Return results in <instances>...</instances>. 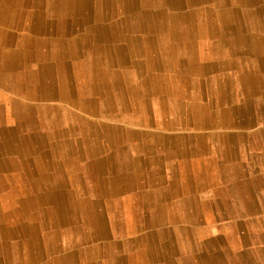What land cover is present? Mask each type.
<instances>
[{
	"label": "crops",
	"instance_id": "crops-1",
	"mask_svg": "<svg viewBox=\"0 0 264 264\" xmlns=\"http://www.w3.org/2000/svg\"><path fill=\"white\" fill-rule=\"evenodd\" d=\"M7 1L0 47L21 52L0 54V211L19 209L11 189L38 199L26 214L0 216V264H264V0H224L211 41L182 42L196 57L119 59L72 56V44H91L90 31L99 43V21L81 27L71 9ZM191 29L181 27V41ZM222 38L226 55L207 54ZM158 59L164 67L152 69ZM13 104L56 114L17 120Z\"/></svg>",
	"mask_w": 264,
	"mask_h": 264
},
{
	"label": "bare ground",
	"instance_id": "bare-ground-1",
	"mask_svg": "<svg viewBox=\"0 0 264 264\" xmlns=\"http://www.w3.org/2000/svg\"><path fill=\"white\" fill-rule=\"evenodd\" d=\"M134 0H125L127 7L121 5V3L118 0H99V2L96 3V5H99V19L96 18L92 8H91V0H68V2H62V0H30L31 6H39L46 9V11L50 13H56L59 10H70L72 11V25H77L84 27L86 26V23L89 21L97 22L99 21V43H97V37L94 34H91L90 31L88 33L89 36L92 37V40L89 41L93 45V52L88 55V57H104L105 54V45L112 44V50H113V57H157L155 55H160V57H196V46H188L184 47L182 42H186L191 39H196V37L205 39V41H211L208 39L207 31L208 29H214L215 22L217 19L223 15L221 14V11L223 10L225 6L224 0H215L216 10H211V8L207 7L210 3V0H136V4L133 2ZM9 0L7 2H2L4 5L7 6ZM227 2V1H226ZM247 3V2H245ZM130 4H133L136 8L129 7ZM256 4V3H255ZM244 5V3H243ZM5 6V7H6ZM212 6V5H210ZM229 6V5H228ZM238 6V5H237ZM251 6V5H250ZM254 7V6H253ZM259 7V6H258ZM264 7V6H263ZM260 8V7H259ZM240 9V8H239ZM264 9V8H263ZM262 10V8H261ZM76 11V12H74ZM246 11V8H245ZM13 13V12H12ZM229 14V13H228ZM13 15V14H12ZM243 15V14H242ZM151 17L154 19V23L148 24L146 21H144L146 18ZM221 18V17H220ZM254 20V19H253ZM2 21V20H1ZM63 20L61 19V22ZM144 22H146V27H143ZM222 22V21H220ZM193 24L197 25L193 29ZM227 24V23H226ZM255 24V22H254ZM113 25L120 26V29L118 30H112ZM191 27L192 29L189 31L188 35H184L185 39L181 41L180 37L181 34V27ZM221 26H223V22L221 23ZM178 27V28H177ZM224 27V26H223ZM93 28V27H92ZM248 28V27H247ZM257 28V27H256ZM194 31V32H193ZM212 31V30H211ZM210 31V32H211ZM244 31V30H243ZM249 31V30H248ZM164 32H167L166 34H163ZM184 32V31H183ZM256 32V31H255ZM212 33V32H211ZM214 33V32H213ZM219 33V32H218ZM245 34V33H244ZM254 35V34H253ZM215 36V35H214ZM213 36V37H214ZM235 36V35H234ZM246 37V36H245ZM212 38V37H211ZM218 38V37H217ZM237 38V37H236ZM256 38V37H255ZM229 39V38H228ZM232 40V39H231ZM234 41V40H233ZM238 41V40H236ZM228 42V41H227ZM235 42V41H234ZM233 42V43H234ZM228 44V43H227ZM52 45H55L54 42H52ZM260 45V44H259ZM6 44L2 43L0 47V54L3 57H18L20 55V52L17 50H13L11 52L3 51V47H5ZM208 51L207 54H212L213 56H223L226 53L224 52L225 49V40L222 38L219 41H215L210 44V46L207 44ZM261 46V45H260ZM258 46V47H260ZM163 47L166 48L167 53L162 49ZM229 47V45H228ZM237 47V46H236ZM15 49V48H14ZM56 49V47H55ZM237 49V48H236ZM244 50V49H243ZM19 52V53H18ZM166 54V55H165ZM229 54V53H228ZM236 53H230L231 56L235 55ZM238 54H240L238 52ZM149 55V56H148ZM199 55V54H198ZM200 56V55H199ZM239 56V55H238ZM257 56V55H256ZM26 57V54H25ZM106 58V57H104ZM200 58V57H199ZM240 58V57H239ZM10 59V58H9ZM15 59V58H14ZM121 59V58H120ZM129 59V58H128ZM23 60V59H22ZM27 60V59H26ZM134 60V58H133ZM191 60V58H190ZM240 60V59H239ZM120 61V60H119ZM227 61V60H226ZM113 62V61H112ZM181 62V61H180ZM91 63V62H90ZM94 63V62H93ZM109 63V62H107ZM186 62L183 63V65L187 66L190 65ZM22 64V63H21ZM114 64V63H113ZM128 64V63H127ZM226 64V62H225ZM29 65V64H28ZM32 65V64H31ZM30 65V66H31ZM116 65V64H115ZM182 65V64H181ZM38 66V65H36ZM120 66V65H119ZM128 66V65H127ZM130 66V65H129ZM42 67V66H41ZM117 67V66H116ZM161 62L158 59L157 61L151 62V68L152 69H161ZM164 67V66H163ZM162 67V68H163ZM46 68V67H45ZM127 68V67H125ZM38 69V68H37ZM61 69V68H60ZM99 69H101L99 65ZM103 70H99V74L101 73L110 75V69L106 67V65L103 66ZM121 69V68H120ZM43 70V69H42ZM46 70V69H45ZM245 70V69H244ZM250 70V69H249ZM92 71V70H91ZM46 72V71H45ZM93 72V71H92ZM95 72V71H94ZM132 72V71H131ZM178 72V71H177ZM219 72V71H218ZM230 72V71H229ZM43 73V72H42ZM125 74V73H124ZM130 74V73H129ZM132 74V73H131ZM176 74V73H175ZM244 74V73H243ZM258 74V73H257ZM43 75V74H42ZM98 75V74H97ZM98 75V76H100ZM123 75V73H122ZM182 75V73H181ZM212 75V74H211ZM66 76V75H65ZM186 76V75H185ZM225 76V75H224ZM102 77V75H101ZM126 77V75H125ZM130 77V76H129ZM132 77V76H131ZM240 77V76H239ZM124 78V76H123ZM135 78V76H134ZM47 79V78H46ZM110 79V78H109ZM116 79V78H114ZM127 79V78H126ZM45 80V79H44ZM43 80V81H44ZM63 80V79H62ZM72 80V78L70 79ZM98 80V79H97ZM154 80V79H153ZM210 80V79H209ZM249 80V79H248ZM42 81V82H43ZM104 81V80H102ZM145 81V80H144ZM242 81V80H241ZM247 81V80H245ZM251 81V80H250ZM186 82V81H185ZM253 82V81H252ZM258 82V80H257ZM73 83V82H71ZM137 83V82H135ZM154 83V82H153ZM239 83V82H238ZM117 84V83H116ZM147 84V83H146ZM227 84V83H226ZM229 84V83H228ZM251 84V83H250ZM44 85V84H43ZM47 85V84H45ZM96 85V84H95ZM48 86V85H47ZM70 86V84H69ZM68 86V87H69ZM112 86L111 82L105 81L102 84H99L100 88H110ZM44 87V86H43ZM137 87V86H135ZM155 87V86H154ZM139 88V87H138ZM42 90V87L40 88ZM46 90L47 94L49 92L47 87L43 88ZM148 89V88H147ZM63 90V89H62ZM94 90H96L94 88ZM138 90V89H137ZM155 90V89H154ZM39 91V90H38ZM94 92V91H93ZM240 92V91H239ZM64 93V92H63ZM152 93V92H151ZM45 94L44 98H41L40 100L45 103H51L49 102L52 99V96ZM138 94V92H137ZM141 94V93H139ZM30 95V94H29ZM32 95V92H31ZM65 95V94H64ZM242 95V94H241ZM43 96V95H42ZM167 96V95H166ZM38 97V96H37ZM59 97V96H58ZM65 97V96H64ZM185 97V96H184ZM253 97V96H252ZM256 97V96H254ZM13 98V97H12ZM32 98V97H30ZM35 98V97H34ZM139 98V97H138ZM10 99V97H9ZM64 99V98H63ZM190 99V98H189ZM191 100V99H190ZM242 100V99H241ZM59 101V100H58ZM168 101V100H167ZM172 101V100H171ZM169 102V101H168ZM251 102V101H250ZM176 103V102H175ZM181 103V102H178ZM187 103V102H186ZM190 103V102H189ZM11 104V102H10ZM167 104V103H166ZM174 104V103H173ZM195 104V103H194ZM13 104V109L10 111L11 116L13 119L20 120L23 118L25 121H30L31 113L38 114V117L44 118V119H51L55 116L56 111L51 108H41L39 110H31V109H25L24 107H18L17 105ZM28 105V104H27ZM67 105V104H66ZM180 105V104H179ZM178 105V106H179ZM190 105V104H189ZM252 105V104H251ZM182 106V105H181ZM196 106V105H195ZM259 106V105H258ZM156 107V105H155ZM180 107V106H179ZM255 107V106H254ZM12 108V107H11ZM259 109V108H258ZM69 110V109H68ZM208 110V109H207ZM1 111V110H0ZM77 111V110H76ZM157 112V111H156ZM180 112V111H179ZM231 112V111H230ZM80 113V112H79ZM91 113V112H90ZM168 113V112H167ZM175 113V112H174ZM258 113V112H257ZM10 114V113H9ZM220 114V113H219ZM82 115V114H81ZM91 115V114H90ZM168 115V114H167ZM196 115V113H195ZM221 115V114H220ZM89 116V115H88ZM93 116V115H92ZM105 116V114H104ZM197 116V115H196ZM210 116V115H209ZM74 117V116H73ZM90 117V116H89ZM100 117V116H99ZM98 117V118H99ZM112 117V116H111ZM142 117V116H141ZM162 117V116H161ZM193 117V116H192ZM203 117V116H202ZM211 117V116H210ZM235 117V116H234ZM262 117V115H261ZM264 117V116H263ZM81 118V117H80ZM101 118V117H100ZM196 118V117H195ZM199 118V117H198ZM78 119V118H77ZM95 119V118H93ZM212 119V118H211ZM216 119V118H215ZM85 120V119H84ZM118 120V119H117ZM190 120V119H189ZM259 120V119H258ZM105 121V120H104ZM222 121V120H221ZM87 122V121H86ZM164 122V121H163ZM212 122V121H211ZM101 123V122H100ZM139 123V122H138ZM143 123V122H142ZM159 123V122H158ZM213 123V122H212ZM87 124V123H86ZM220 124V123H219ZM70 125V124H69ZM119 125V124H118ZM129 125V124H128ZM13 126V125H12ZM22 126H30L29 122H25L22 124ZM68 126V125H67ZM132 126V125H131ZM135 126V125H134ZM156 126V125H155ZM154 126V127H155ZM256 126V125H255ZM74 127V126H73ZM123 127V126H122ZM121 127V128H122ZM139 127V126H138ZM144 127V126H143ZM158 127V126H157ZM146 128V127H145ZM150 128V127H149ZM64 129V128H63ZM171 129V128H170ZM102 130V128H101ZM100 130V131H101ZM123 130V129H122ZM62 131V130H61ZM91 131V130H90ZM157 131V130H156ZM162 131V130H161ZM172 131V130H171ZM47 132V131H46ZM93 132V131H92ZM91 132V133H92ZM39 133V132H38ZM66 133V132H65ZM140 133V132H139ZM146 133V132H144ZM188 133V132H187ZM195 133V132H194ZM235 133V132H234ZM49 134V133H48ZM179 134V133H178ZM197 134V133H196ZM244 134V133H243ZM123 135V134H122ZM146 135V134H145ZM186 135V134H185ZM233 135V134H232ZM17 136V135H16ZM15 136V137H16ZM48 136V135H47ZM91 136V135H90ZM226 136V135H225ZM230 136V135H229ZM64 137V136H63ZM73 138V137H72ZM79 138V137H78ZM158 138V137H157ZM99 139V138H98ZM174 139V138H173ZM132 140V138H131ZM145 140V139H144ZM243 140V139H242ZM19 141V140H18ZM183 141V140H181ZM187 141V140H185ZM207 141V140H206ZM235 141V140H234ZM97 142V141H96ZM94 142V143H96ZM147 142V141H145ZM217 142V141H216ZM149 143V142H147ZM146 143V144H147ZM71 144V143H70ZM69 144V145H70ZM181 144H183L181 142ZM218 144V143H216ZM42 145V144H41ZM101 145V144H100ZM232 145V144H231ZM245 145V144H244ZM21 150H24L25 152H30L35 147L32 145H27V143L22 145ZM48 146V145H47ZM55 147V146H54ZM181 147V146H180ZM183 147V146H182ZM236 147V146H235ZM79 148V147H78ZM197 148V147H196ZM184 149V148H183ZM203 149V148H202ZM246 149V148H245ZM193 150V149H192ZM205 150V149H204ZM247 150V149H246ZM47 151V150H46ZM56 151V150H54ZM79 151V150H78ZM229 151V150H228ZM16 152V150H15ZM74 152V151H73ZM88 152V151H87ZM203 152V151H202ZM75 153V152H74ZM79 153V152H78ZM77 153V154H78ZM82 153V152H81ZM180 153V152H179ZM206 153V152H205ZM57 154V153H56ZM80 154V153H79ZM90 154V153H89ZM142 154V153H141ZM13 155V154H12ZM110 155V154H109ZM187 155V153H186ZM185 155V156H186ZM233 155V154H232ZM7 156V155H6ZM17 156V155H16ZM19 156V154H18ZM183 155L182 158L185 157ZM56 157V156H55ZM84 157V156H83ZM58 158V157H57ZM56 158V159H57ZM6 159V158H5ZM32 159V158H31ZM83 159V158H82ZM95 159V158H94ZM109 159V158H108ZM7 161V159H6ZM9 161V160H8ZM25 161V159H24ZM30 162V161H29ZM42 162V161H41ZM53 162H55L53 160ZM31 163V162H30ZM43 163V162H42ZM3 164V163H2ZM9 164V162H8ZM17 164V163H16ZM56 164V162L54 163ZM59 164V163H58ZM18 165V164H17ZM41 165V164H40ZM141 165V164H140ZM6 166V165H5ZM16 166V165H15ZM27 166V165H26ZM44 166V165H43ZM142 166V165H141ZM227 166V165H226ZM18 167V166H17ZM47 167V166H46ZM111 167V166H110ZM218 167V166H217ZM233 167V166H232ZM28 168V167H27ZM214 169V168H213ZM218 169V168H217ZM174 170V169H173ZM6 171V170H5ZM17 171V170H16ZM43 171V170H42ZM112 171V170H111ZM216 171V170H215ZM34 172V171H33ZM61 172V171H60ZM221 172V171H220ZM32 173V172H31ZM35 173V172H34ZM37 173V172H36ZM137 173V172H136ZM135 173V174H136ZM171 173V172H170ZM233 173V172H232ZM4 174V173H3ZM139 174V173H138ZM213 174V172H212ZM35 175V174H34ZM39 175V173H38ZM141 175V174H140ZM222 175V174H221ZM220 175V176H221ZM37 176V175H36ZM73 176V175H71ZM184 176V175H183ZM166 177V176H164ZM234 177V175H233ZM40 178V177H39ZM59 179V178H58ZM155 179V178H154ZM216 179V178H215ZM227 179V178H226ZM235 179V178H233ZM44 180V179H43ZM236 180V179H235ZM107 181V179H106ZM206 181V180H205ZM225 181V180H224ZM234 181V180H233ZM60 182V181H59ZM103 182V181H102ZM161 182V181H160ZM208 182V181H206ZM226 182V181H225ZM65 183H67L65 181ZM166 183V182H165ZM37 184V182H36ZM59 184V183H58ZM163 184V183H162ZM219 184V183H218ZM68 185V184H67ZM141 185V184H140ZM139 185V186H140ZM212 186V185H211ZM68 187V186H67ZM108 191V190H106ZM206 191V190H205ZM210 191V190H209ZM20 194H18L16 189H11L7 191L6 199L8 201L11 200H18L19 209H9L8 211H0V216L5 215V217H16L17 213L19 214H26L27 211H29L32 208V203L35 199H38V196L33 194L32 191L29 188L25 189H19ZM40 193V192H39ZM109 193V192H108ZM211 195V194H210ZM81 196V195H80ZM190 198V197H189ZM260 198V197H259ZM102 199V198H101ZM215 199V198H214ZM43 200V199H42ZM150 200V199H149ZM185 200V199H184ZM236 200V199H235ZM44 201V200H43ZM182 201V200H181ZM191 201V199H190ZM6 202V201H5ZM184 202V201H183ZM182 202V203H183ZM187 203V202H184ZM192 203V202H191ZM6 204V203H5ZM38 204V203H37ZM200 204V203H199ZM187 205H185L186 207ZM258 206V205H257ZM103 207V206H102ZM184 207V208H185ZM206 207V206H205ZM187 209V208H186ZM207 209V208H206ZM179 210V209H178ZM106 211V210H105ZM163 211V210H162ZM186 211V210H185ZM192 210H190L191 212ZM256 211V210H255ZM210 212V211H209ZM259 212V211H257ZM171 213V212H170ZM205 213V212H204ZM256 213V212H255ZM65 214V213H64ZM192 214V213H191ZM195 214V213H194ZM244 214V213H242ZM259 214V213H258ZM182 215V214H181ZM245 215V214H244ZM25 216V215H23ZM157 216V215H156ZM188 216V215H187ZM66 217V216H65ZM201 217V216H200ZM79 218V217H78ZM165 218V217H164ZM159 219V217L157 218ZM182 219V218H181ZM45 220V219H44ZM163 220V219H162ZM146 221V220H145ZM159 221V220H158ZM227 221V220H226ZM47 222V221H46ZM178 222V220H177ZM238 222V221H237ZM0 221V225H1ZM165 223V222H164ZM175 223V222H174ZM3 224V223H2ZM6 224V222H5ZM4 224V225H5ZM68 224V223H67ZM173 224V223H172ZM223 224V223H222ZM206 225V224H205ZM66 226V225H65ZM178 226V225H176ZM182 226V225H181ZM198 226V225H197ZM201 226V225H200ZM108 227V226H107ZM153 227V226H151ZM172 227V226H171ZM6 230L7 232H10L13 229ZM46 228V227H45ZM179 228V227H178ZM244 228V227H243ZM136 229V228H135ZM143 229V228H142ZM242 229V228H240ZM148 230V229H147ZM173 230V229H172ZM171 230V231H172ZM49 231V230H48ZM138 231V230H137ZM110 232V231H109ZM169 233V232H168ZM180 233V232H178ZM199 233V232H198ZM49 234V233H48ZM166 235V234H165ZM202 236V234H200ZM220 235V234H219ZM50 236V235H49ZM137 236V235H136ZM198 236V235H197ZM206 236V235H205ZM185 237V235H184ZM199 237V236H198ZM208 237V236H207ZM219 237V236H218ZM7 238V237H6ZM5 238V239H6ZM55 238V237H54ZM138 238V237H137ZM140 238V237H139ZM170 238V237H169ZM172 238V237H171ZM186 238V237H185ZM209 238V237H208ZM166 239V238H165ZM203 239V238H202ZM212 239V238H211ZM214 239V238H213ZM212 239V240H213ZM264 239V238H263ZM50 240V238H49ZM101 240V239H100ZM197 240V239H196ZM201 240V239H200ZM207 240V239H206ZM215 240V239H214ZM67 241V240H66ZM120 241V240H119ZM189 241V240H188ZM202 241V240H201ZM210 241V240H209ZM208 241V243H209ZM192 243V242H191ZM211 243V242H210ZM242 243V242H241ZM248 243V242H247ZM143 244V243H142ZM191 245V244H190ZM211 245V244H210ZM243 245V243H242ZM193 246V245H192ZM17 247V246H16ZM140 247V246H139ZM18 248V247H17ZM51 248V247H50ZM168 248V247H167ZM174 248V247H173ZM202 248V247H200ZM218 248V247H217ZM219 249V248H218ZM18 250V249H17ZM55 250V249H54ZM174 250V249H173ZM197 250V249H196ZM165 251V250H164ZM202 251V250H201ZM137 252V251H136ZM166 252V251H165ZM172 252V251H171ZM189 252V251H188ZM240 252V251H239ZM68 253V252H67ZM134 253V252H133ZM140 253V251H139ZM161 253V252H160ZM178 254V253H177ZM141 255V254H140ZM184 255V254H183ZM135 256V255H134ZM19 257V256H18ZM143 257V256H142ZM136 258V257H135ZM141 258V257H140ZM106 259V258H104ZM121 259V258H119ZM139 259V258H138ZM144 259V258H143ZM136 261V260H135ZM142 261V259H141ZM19 262V261H18ZM16 262V263H18ZM132 262V261H131ZM134 262V261H133ZM92 263V262H91ZM137 263V262H136ZM27 264V263H25ZM161 264V263H160Z\"/></svg>",
	"mask_w": 264,
	"mask_h": 264
},
{
	"label": "rangeland",
	"instance_id": "rangeland-1",
	"mask_svg": "<svg viewBox=\"0 0 264 264\" xmlns=\"http://www.w3.org/2000/svg\"><path fill=\"white\" fill-rule=\"evenodd\" d=\"M28 1H30V0H28ZM91 1H92L91 8H93V7H95V4L94 3H96V1H98V0H91ZM96 7L99 9V6L98 5ZM96 18H98V17H96ZM144 21H146L148 24H150L151 22L152 23L154 22V19L149 16ZM95 23L96 22H94V21H89L88 22V24H92V25H94ZM89 41H91V39H89ZM105 46L106 47H105L104 57H112L113 56L112 55L113 54V50H112V47L113 46H112V44L105 45ZM59 47H64V46H63V44H61V45H59ZM162 49L165 51V53H167L165 47H163ZM93 51H94L93 50V45H91V44H89L87 46H86V44H83L82 46H77L75 44H72V56L73 57H88V55H90Z\"/></svg>",
	"mask_w": 264,
	"mask_h": 264
}]
</instances>
